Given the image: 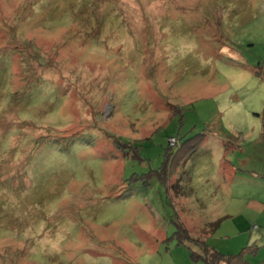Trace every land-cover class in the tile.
Returning <instances> with one entry per match:
<instances>
[{
    "label": "rangeland",
    "instance_id": "rangeland-1",
    "mask_svg": "<svg viewBox=\"0 0 264 264\" xmlns=\"http://www.w3.org/2000/svg\"><path fill=\"white\" fill-rule=\"evenodd\" d=\"M258 199L264 0H0V264H263Z\"/></svg>",
    "mask_w": 264,
    "mask_h": 264
},
{
    "label": "trees",
    "instance_id": "trees-1",
    "mask_svg": "<svg viewBox=\"0 0 264 264\" xmlns=\"http://www.w3.org/2000/svg\"><path fill=\"white\" fill-rule=\"evenodd\" d=\"M169 146L171 149L174 148L173 146H171L170 141H169ZM217 228L218 226L216 225L215 230ZM178 238L181 241L190 240V239L195 240L196 242L201 244L204 247V254L202 256H199V258L203 259L207 264H253L252 262H249L246 259L247 257L246 255L248 254V251L250 252L252 250L251 245L248 246L249 249L244 250L239 255L225 256L214 248L209 249V247L206 245V242H203L202 240L203 238L201 240L192 238V236L188 233V231L184 230L183 228L182 231H179ZM260 249H261L260 247L254 248L255 253L257 254Z\"/></svg>",
    "mask_w": 264,
    "mask_h": 264
},
{
    "label": "crops",
    "instance_id": "crops-1",
    "mask_svg": "<svg viewBox=\"0 0 264 264\" xmlns=\"http://www.w3.org/2000/svg\"><path fill=\"white\" fill-rule=\"evenodd\" d=\"M217 138H219V143H218V149H220L219 152L222 155V157L224 158V157H226V155L224 153L226 151V149H224V147L227 146L229 148V150H231V147L228 144V142H224L221 137H217ZM234 167L235 166L232 163H229V162H227V160H225V162L222 164V167L221 168L223 170H226L228 173H232L233 171H235ZM230 171H232V172H230ZM232 174H234V173H232ZM241 207H244V205L242 204ZM244 208H246V211L242 215H246V217H245L246 219H244L243 221H240V222L245 227H247V229H249V227H250V221L253 218V217L249 218V212H257V213H253V214H256V216L260 215V213L261 214H264V203L262 201H260V199L253 200V201H250V203H247ZM258 238H260V236H258L256 239L253 240V244L254 243L255 244H258L259 241H260V239L261 240H264V237L263 236L260 239H258Z\"/></svg>",
    "mask_w": 264,
    "mask_h": 264
},
{
    "label": "built area",
    "instance_id": "built-area-1",
    "mask_svg": "<svg viewBox=\"0 0 264 264\" xmlns=\"http://www.w3.org/2000/svg\"><path fill=\"white\" fill-rule=\"evenodd\" d=\"M176 141V139L175 138H172L171 140H170V144H171V146H174L175 147V144H177V142H175ZM174 142V143H173Z\"/></svg>",
    "mask_w": 264,
    "mask_h": 264
}]
</instances>
